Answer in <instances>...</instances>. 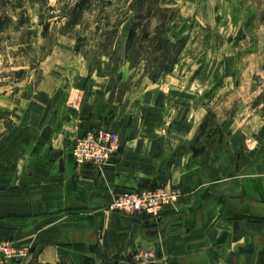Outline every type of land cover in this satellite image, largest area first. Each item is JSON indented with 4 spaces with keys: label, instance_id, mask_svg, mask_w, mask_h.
<instances>
[{
    "label": "rangeland",
    "instance_id": "1",
    "mask_svg": "<svg viewBox=\"0 0 264 264\" xmlns=\"http://www.w3.org/2000/svg\"><path fill=\"white\" fill-rule=\"evenodd\" d=\"M78 1L0 0V153L11 143L15 168L20 147L39 138L55 155L64 152L65 159L83 168L74 147L79 139L100 133L116 143L111 164L124 149L143 150L146 159L154 153L163 162L154 170L155 180L164 174L161 183L125 184L111 193L108 205L126 225L132 220L145 224L167 207L157 215L115 211L110 207L116 197L162 187L177 189L179 201L183 192L166 173L180 148L207 163L233 135L250 149L245 131L257 132L264 125V0H157L173 15L167 37L181 41L173 70L157 82L146 69L155 62L143 54L135 67L127 61L133 0H89L72 16ZM90 168L101 175L106 170ZM19 188L20 180L13 181L11 189ZM1 240L23 251L22 264H59L51 252L40 261L33 230L0 225ZM93 248L96 254L83 264H118V257L100 261L102 248ZM61 262L73 264L69 254H62ZM131 262L167 264L153 249L135 250Z\"/></svg>",
    "mask_w": 264,
    "mask_h": 264
},
{
    "label": "crops",
    "instance_id": "2",
    "mask_svg": "<svg viewBox=\"0 0 264 264\" xmlns=\"http://www.w3.org/2000/svg\"><path fill=\"white\" fill-rule=\"evenodd\" d=\"M245 135L250 149L233 135L207 163L180 148L166 175L182 197L155 220H132L131 226L109 210L111 193L125 184L161 183L164 174L155 180L154 170L163 162L154 153L146 159L143 150L124 149L101 175L65 159L64 152L55 155L39 138L20 147L14 168L10 143L0 153V225L33 230L40 261L51 252L59 264L62 254L83 264L96 245L103 250L100 261L118 257V264H132L137 249H153L167 264H264V125ZM130 161L131 167L124 163Z\"/></svg>",
    "mask_w": 264,
    "mask_h": 264
},
{
    "label": "built area",
    "instance_id": "3",
    "mask_svg": "<svg viewBox=\"0 0 264 264\" xmlns=\"http://www.w3.org/2000/svg\"><path fill=\"white\" fill-rule=\"evenodd\" d=\"M117 151L116 143L110 135L90 134L79 139L74 147V157L77 164L91 166L98 171H104L111 165ZM180 193L172 188H146L138 191H128L118 197L110 207L112 210L126 213H146L157 215L168 206L175 205ZM23 251L10 240L0 241V264H22Z\"/></svg>",
    "mask_w": 264,
    "mask_h": 264
},
{
    "label": "trees",
    "instance_id": "4",
    "mask_svg": "<svg viewBox=\"0 0 264 264\" xmlns=\"http://www.w3.org/2000/svg\"><path fill=\"white\" fill-rule=\"evenodd\" d=\"M88 1L79 0L72 10V16H76L77 10L82 9ZM132 7L135 10V20L125 45L127 61L135 67L136 58L143 54L146 60L155 62L152 66H146V69L151 80L157 82L161 75L173 70L179 56L181 41L173 43L167 37L168 23L173 15L170 14L171 11L161 8L157 0H133ZM155 18L159 21L154 26L152 21ZM140 41L149 43L141 46Z\"/></svg>",
    "mask_w": 264,
    "mask_h": 264
}]
</instances>
